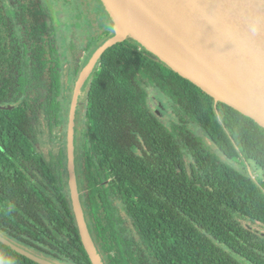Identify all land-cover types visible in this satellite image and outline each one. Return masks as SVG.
<instances>
[{"label": "trees", "instance_id": "16d2710c", "mask_svg": "<svg viewBox=\"0 0 264 264\" xmlns=\"http://www.w3.org/2000/svg\"><path fill=\"white\" fill-rule=\"evenodd\" d=\"M14 1L16 14L0 0V233L55 262L92 264L71 204L68 136L59 139L58 150L49 144L56 128L61 135L72 79L112 27L95 32L97 0L82 2L84 39L71 41L70 58L59 53L48 0L46 6ZM146 85L187 114L212 146L192 132H179L178 141L147 108ZM86 105L83 137L75 132L77 175L106 264H264V240L243 223L264 226V180L253 177L254 169L264 176L263 128L225 104L215 106L131 38L102 56ZM109 194L124 204L144 251L119 234ZM0 264L37 263L0 243Z\"/></svg>", "mask_w": 264, "mask_h": 264}, {"label": "water", "instance_id": "95a60500", "mask_svg": "<svg viewBox=\"0 0 264 264\" xmlns=\"http://www.w3.org/2000/svg\"><path fill=\"white\" fill-rule=\"evenodd\" d=\"M98 1L114 31L91 54L75 83L67 133V170L71 204L83 247L92 264H106L86 219L76 166V124L87 79L109 49L131 38L212 97L215 106L225 104L264 129V0H138L181 46L183 53L175 52L154 37L126 31L121 20L128 22L127 16L118 0ZM42 123L47 132L45 122ZM0 243L37 264H61L19 245L3 233Z\"/></svg>", "mask_w": 264, "mask_h": 264}, {"label": "rangeland", "instance_id": "374dc122", "mask_svg": "<svg viewBox=\"0 0 264 264\" xmlns=\"http://www.w3.org/2000/svg\"><path fill=\"white\" fill-rule=\"evenodd\" d=\"M4 1H5V4L8 10L16 14L17 7H16L15 1L14 0H4ZM41 1L43 4H45V0H41ZM84 1L88 2V0H48L47 1V3H50L52 5L55 11V14H56V19L58 23L57 27H55V30H54L56 34V44L59 47V53H61L63 56L68 55L71 58V53H72L71 41L72 40L80 44L82 40L84 39V28L81 29V25L79 24V22L82 20L80 18V15H82V13H84L87 9L85 5L86 3H82ZM101 8L103 10L102 5H101ZM93 13H94V16L92 18V23H93L94 31L97 32L98 34L100 33L102 34L103 32L108 33L109 31H111V28L105 25L106 19L101 13L100 8L97 11L94 8ZM85 19L88 20V16L85 15ZM110 23H111L112 31H114L112 22ZM87 24H89V22ZM88 58H89V55L87 56L86 59L88 60ZM83 59L84 57L81 59L82 62H83ZM82 71L83 69L81 70L80 75ZM92 75L87 79L85 83L86 88L83 92V102H81L79 112L82 111L83 105H84V110L86 111L87 109V105H86L87 104V91L89 88V82L91 80ZM67 85H69V82L67 83ZM145 91H146L147 108L151 112L156 113L159 120L166 127H168L169 130H171L175 134L178 141H180L179 132L183 133V135L184 133L192 132L196 138L201 139L202 142L205 143L207 146L209 145L212 146V143L209 141V139L205 137L201 127H199L196 123H194L187 114H185L182 110L176 107L175 104L169 98H167L158 88H155L151 85L150 86L146 85ZM69 116H70V111L68 108L66 111L65 120L62 125L61 135L58 134L57 132L58 128H56L54 130L55 137L52 139V144H49V147H52L53 149L58 150L59 139L62 136L67 135L68 133ZM77 120L78 121H77L76 133H77L78 139H80L83 137V131L86 129V118H85L84 113H79ZM67 145L68 143H66V148H67ZM215 149L216 148L214 147L212 148V150L214 151ZM67 161L68 160H66V163ZM189 161H192L191 158H189ZM254 171H255V175H253L254 178L256 177L259 181L264 180L263 173L260 170L256 171L254 169ZM67 179H69L68 172H67ZM68 187H69V184H68ZM108 202H109V206L113 214V217L115 219L116 227L118 229L119 234L122 236V238L124 237L126 240L131 241L133 250L137 252L144 251L143 244L131 226L130 219L126 214L125 206L122 203V201L119 200L114 195L109 194ZM243 223L245 224L246 227L250 229V231L252 232L254 236L256 237L258 236L260 237V239L264 240V226L247 221V220L243 221Z\"/></svg>", "mask_w": 264, "mask_h": 264}, {"label": "bare ground", "instance_id": "6f19581e", "mask_svg": "<svg viewBox=\"0 0 264 264\" xmlns=\"http://www.w3.org/2000/svg\"><path fill=\"white\" fill-rule=\"evenodd\" d=\"M118 1L127 16L128 22L121 20L126 31L139 35L140 37H154L159 40V43L170 47L175 50V52H182L181 46L175 42L163 27L159 26L155 16H153L138 0ZM148 43L154 46L151 42L148 41Z\"/></svg>", "mask_w": 264, "mask_h": 264}, {"label": "flooded vegetation", "instance_id": "af4514ba", "mask_svg": "<svg viewBox=\"0 0 264 264\" xmlns=\"http://www.w3.org/2000/svg\"><path fill=\"white\" fill-rule=\"evenodd\" d=\"M2 2H3V4H4V6H5V8H7V6H6V4H5V1L4 0H2ZM93 5H94V7H96L95 9H96V11L99 9V8H101V5L99 4V1L97 0V1H94L93 2ZM8 9V8H7ZM100 10H102V8L100 9ZM103 11V10H102ZM106 16V15H105ZM106 18V22H105V24L107 25L108 24V27H111V23H110V21H109V19L107 18V16L105 17ZM100 45V44H99ZM74 71V70H73ZM65 72H66V70H65ZM80 75V74H79ZM66 76V78H67V75H65ZM72 76H74L75 77V74H72ZM92 77H93V75H92ZM91 77V78H92ZM79 78V77H78ZM77 79V78H76ZM76 79H72V80H74V84H73V86H72V89H73V91H74V86H75V83L78 81H76L75 82V80ZM91 81V80H90ZM89 85H90V82H89ZM86 88V87H85ZM72 96H73V92H72ZM72 96H71V100H70V106H71V102H72ZM81 102H83V96H82V100H81ZM70 106H69V111H70ZM79 113H84V115H85V110H84V105H83V107H82V111L81 112H79ZM70 117V116H69ZM44 121V120H43ZM42 121V122H43ZM78 121V120H77ZM45 122V121H44ZM42 126H43V129H44V124L42 123ZM45 126L47 127V132H48V126H47V124H46V122H45Z\"/></svg>", "mask_w": 264, "mask_h": 264}]
</instances>
